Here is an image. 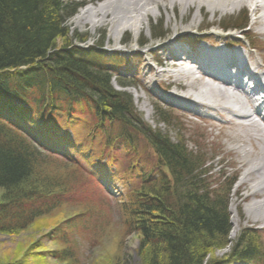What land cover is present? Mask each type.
<instances>
[{
	"label": "trees",
	"instance_id": "16d2710c",
	"mask_svg": "<svg viewBox=\"0 0 264 264\" xmlns=\"http://www.w3.org/2000/svg\"><path fill=\"white\" fill-rule=\"evenodd\" d=\"M83 6L63 0H0V188L7 190L0 203V234L25 231L38 219L79 199L84 201L85 197L66 198L77 189L75 193H88L74 179L76 173L49 176L38 169L56 159L47 160L45 149L53 152L61 146L83 153L81 144L87 139L76 132V138L70 139L67 128L74 122L94 124V119L79 112L87 107L91 115L109 120L110 128L118 127L110 138L119 139L128 150V159L131 157L124 172L128 184L123 196L111 202L113 197L105 191L108 198L100 193L98 199L107 206L109 220L118 218L126 232L139 239L140 264H264L261 232L247 229L235 242L230 239L229 194L235 180L224 190H212L206 157L190 151L183 139L153 130L133 106L132 98L114 90L112 70L107 66L117 63L109 62L104 52L72 43L67 22ZM247 26L248 19H244L223 28L243 30ZM166 34L162 26L154 27V40L165 39ZM59 41H64L61 49ZM79 41L84 43L85 38ZM42 117L46 122L36 124V118ZM65 117L63 124L58 121ZM161 117L172 122L165 112ZM143 143L154 157L146 156ZM98 164L90 175L112 180ZM93 177L88 179L95 181ZM84 206L76 219L54 231L55 244L64 248L45 256L65 264L81 263L78 252L69 246L66 230L103 222L99 216L88 219L97 211L92 204ZM227 247L230 253L223 259L210 256Z\"/></svg>",
	"mask_w": 264,
	"mask_h": 264
},
{
	"label": "rangeland",
	"instance_id": "374dc122",
	"mask_svg": "<svg viewBox=\"0 0 264 264\" xmlns=\"http://www.w3.org/2000/svg\"><path fill=\"white\" fill-rule=\"evenodd\" d=\"M63 1L87 3L67 22L70 31L68 36L75 46H81L87 50L94 48L107 53V57L111 60L109 62L119 64L107 66L112 70L111 73L117 76V80L112 81V86L114 90L125 92L132 98L133 106L142 115L146 124L174 139H183L190 151L204 155L211 169L208 176L212 190H224L232 180H236L229 194L231 241L235 242L244 230L264 229V218L257 219L258 214L249 215L247 212L249 205L264 200V191L253 196L252 184L258 179V175L250 170L264 159V136L263 140H259V134L262 135L259 129L257 132L253 130L248 133L244 125L235 127L234 123L239 122L237 120L233 123L226 122L234 120L230 112L219 115L218 111H209L207 106L193 105L187 97L205 90L206 83L217 85L211 78L201 75L200 72L195 75L196 81L192 84L180 80L179 76L183 70L188 68L194 70L197 63L192 64L194 60L192 58L188 62L177 60L180 49H184L193 56L196 55L189 49L190 46L196 45L204 50L208 45L213 44L223 49L225 46L236 43L249 50L247 56L249 61L252 59L251 66L264 74V19L262 17L264 8L257 9V4L255 6L250 2L225 4L228 0H221L223 3L213 0L217 3L215 5L201 2L202 0L187 2L183 0L154 2L153 0L145 5L147 12L143 11L144 16H141L142 22L139 24L138 33L123 26L117 39L119 43L116 44L114 37L116 23L112 20L114 16L105 18L93 16L88 21L79 17L88 8L95 9L105 0ZM121 4L129 5V7L132 5L131 2ZM114 10L115 8L111 9V11ZM244 19H248L249 22L245 33H241L240 29L228 28L229 31H225L223 28ZM93 24L97 26L93 28ZM161 26L167 34L166 38L162 39L164 43L157 45L158 41L153 38L154 27L158 30ZM82 38H85L84 43H79V39ZM63 44L64 41H59V49L63 47ZM120 82L131 85L124 87L119 85ZM162 89L169 90L170 94L163 93ZM224 90L230 92L228 88ZM215 94L211 93L204 100L206 104L229 103L227 100L230 98ZM175 97L180 98L174 99ZM81 110L84 111V116L94 119L93 144L92 146L87 143L84 145L93 155V157L89 156L88 167L86 166L84 171L81 169L76 157L77 151L74 153L75 160H67L45 149L44 155L50 157L47 160L56 159L40 166L38 173H46L49 176L76 173L74 179L77 178L78 183L84 184L88 193L84 190L75 193L77 189L70 192L66 198L74 201L78 196L85 197L84 201L79 199L74 205L62 207L51 215L38 219L25 231L17 234H0V264L24 263V260H26L24 264H65L45 255L64 248L63 245L55 244L54 238L57 233L54 231L62 229L64 222L82 212L85 203L92 204V208L97 211L95 216H89L88 219L90 217L96 219V216H99L103 222L87 224L76 231L74 227L66 230L65 236L69 237V246L78 252V259L81 262L79 264H140L139 239L134 234L129 235L118 218H110L111 221L108 219L109 210L103 203V199H98L100 193L108 198L106 189L100 187V182L90 175L95 170L94 166L99 163L109 172V176H113V179L107 182L109 189L106 191L108 195H115H112L111 200L115 202L120 199L118 194H123L128 184L124 172L131 157L128 159V150L126 146L119 143L120 140L112 146L113 143L104 139L100 131L103 127L99 126L101 120L98 115H91L92 110L87 107ZM161 112L168 114L167 118L172 120L170 124L163 121ZM209 113L212 116L205 117ZM213 115L224 119L223 121L215 119ZM105 118L107 119L106 116ZM59 122L62 124L66 122V117ZM76 124H79L77 129ZM80 125L81 123L74 122L69 128H73L76 134L82 136L89 130L90 125L83 124L85 126L83 131L79 128ZM108 126L110 127V123ZM114 128L117 133L118 127L114 126ZM142 147L146 149V156L149 154L151 158L154 157L153 151L147 144L143 143ZM90 177H93L96 183L88 179ZM243 178L246 180L245 183ZM6 192L7 190L0 188V203L6 197ZM234 228L237 229V233L232 237ZM260 239L264 246V233L263 238ZM76 243H79L81 248ZM229 253V248H225L210 256L223 259Z\"/></svg>",
	"mask_w": 264,
	"mask_h": 264
},
{
	"label": "bare ground",
	"instance_id": "6f19581e",
	"mask_svg": "<svg viewBox=\"0 0 264 264\" xmlns=\"http://www.w3.org/2000/svg\"><path fill=\"white\" fill-rule=\"evenodd\" d=\"M188 0H183V2H187ZM194 1V0H191ZM208 2L209 5H215L217 4L216 2H213V0H202L201 2ZM217 1V0H216ZM131 2L132 5L129 7L128 6H124L121 3H129ZM139 2V3H138ZM140 2H146L145 4H142ZM153 2V0H105L102 3H100L95 9L94 8H88L87 10H85L84 12H82L81 16H79L81 19L85 20H89L91 17L93 16H101L102 18L105 17H110L111 15L114 16V18L112 19L113 22L116 23V27L114 29V37H115V43L118 44L119 41L118 36L120 35V32L124 27H129L130 29H132L134 32L138 33L139 28L141 22H142V18L141 16H144V13L147 12L145 5L149 4ZM154 2H157V0H155ZM240 2H250L251 4H257V9L260 8H264V0H228L227 2H225V4H239ZM218 3H223L221 2V0H218ZM122 5V6H121ZM187 5V4H186ZM188 6V5H187ZM112 8H115L114 11H111ZM256 9V10H257ZM110 11V12H109ZM144 11V13H143ZM109 12V13H108ZM112 13V14H111ZM263 19H264V14L262 15ZM115 20V21H114ZM93 28L96 27L94 24L92 25ZM263 32H264V28H263ZM118 42V43H117ZM206 63V60H203ZM178 62H184L182 60H179ZM183 73V72H182ZM250 78H254V80H256V77L250 76ZM205 90H203L202 92L198 93L197 95H192V97H187V99H190L193 101V103L195 104H206V102L204 100L207 99V97L213 93L215 95H219V96H225V97H229L227 92H224L222 90H217V89H213L210 88V84L204 85ZM215 104H210L211 106H216L219 107V105H216L218 103L214 102ZM234 103L236 105H239L242 103L237 101V99L234 101ZM243 106V105H242ZM231 111V108H224V110H228ZM82 115H85L83 110L79 111ZM92 119V118H91ZM47 120L46 117H42V118H36L35 122L36 124H42L45 123ZM60 119H58L59 121ZM110 123L109 120H101L99 123V126L103 127V128H99L104 139H108L111 137V132L115 133V128L112 127L111 128L108 126ZM60 124V123H59ZM61 126V124H60ZM85 126L83 124H81L79 126V128L82 129ZM87 132V131H86ZM85 132V133H86ZM116 139V138H114ZM259 140H263L262 137L258 136ZM111 143H114V145L118 142V140H113V138H110ZM250 170H252L255 174L258 175V179H256L254 181V184H252V190L253 193L258 194L261 193L262 191H264V159L257 165H255L254 167L250 168ZM248 177V175H246ZM244 183L246 182L245 178H243ZM255 196V195H254ZM247 212L249 215L251 214H258L257 215V219L260 218H264V200H260V201H256L254 203H252L251 205H249L247 207ZM237 229L234 228L233 232H232V237L235 236V234L237 233L236 231Z\"/></svg>",
	"mask_w": 264,
	"mask_h": 264
}]
</instances>
